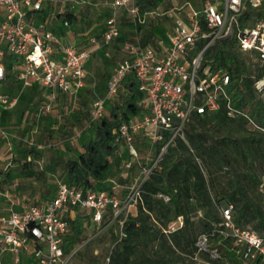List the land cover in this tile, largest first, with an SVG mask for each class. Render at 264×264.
Listing matches in <instances>:
<instances>
[{
    "label": "built area",
    "instance_id": "1",
    "mask_svg": "<svg viewBox=\"0 0 264 264\" xmlns=\"http://www.w3.org/2000/svg\"><path fill=\"white\" fill-rule=\"evenodd\" d=\"M77 4L75 18L81 15L86 0H0V111L13 109L17 103L15 96L1 90L10 74L22 85L37 83L51 91L40 112L52 109L55 91L67 97L84 93L89 61L122 35L113 12L99 34H87L76 25V33L86 37L83 45L69 40L73 29H68L71 20L66 14H72ZM111 7L124 8L133 22L138 19L135 0H114ZM168 14L170 25L160 36L155 29L151 42L142 44L136 33L122 39L125 59L114 67L106 94L97 96L93 104L96 120L104 114L107 102L125 91L127 78H133L143 94L140 114L116 129L123 176L136 172L130 184L117 191L119 184L113 180L104 188L88 189L58 181L51 195L33 196L27 204L20 203L19 193L0 186V264H25L26 258L28 264H68L71 254H64L63 244L70 232L69 219L83 211L90 217L89 224L99 228L117 223L121 230L127 216L142 204L144 184L160 168L168 148L178 138L187 143L185 126L193 115L223 109L228 117L248 116L247 110L238 106L243 77L233 79L227 67L220 65L216 45L233 41L231 51L248 67L243 56L251 59L252 87L264 103V74H258L264 72V0L187 1ZM249 124L257 128L251 120ZM0 135L6 136L1 128ZM258 189L264 195V178ZM155 197L166 203L170 200L166 193ZM232 209V205L221 203L222 221L210 233L197 236V251L218 260L217 247L210 246L211 237L218 233L230 240L237 264H264V234L236 225ZM182 225L183 217L178 216L164 231ZM199 264L216 263L199 260Z\"/></svg>",
    "mask_w": 264,
    "mask_h": 264
},
{
    "label": "trees",
    "instance_id": "2",
    "mask_svg": "<svg viewBox=\"0 0 264 264\" xmlns=\"http://www.w3.org/2000/svg\"><path fill=\"white\" fill-rule=\"evenodd\" d=\"M162 2L135 0L138 19L157 10ZM66 17L75 18L70 13ZM138 19L134 24L138 31H143L141 43L147 44L156 28H145V19L143 22ZM232 46L233 41L216 45L217 59L220 65L227 67L233 79L243 77L237 92L238 106L246 109L248 116L228 117L223 109L192 116L185 126L187 143L178 138L168 148L160 168L144 184L142 204L127 216L121 230L117 223L107 227L112 232L118 229L119 234L114 235L112 249L102 264H181L185 257L216 264L228 261L237 264L229 249L230 240L218 233L210 239V246L217 247L218 260L212 259L208 252H198L195 245L198 235L210 233L222 221L221 203L232 205L236 225L264 234V195L258 189L264 173L261 175L255 166L258 161L264 167V103L253 90L251 68L238 53L231 51ZM123 87L125 91L119 93L120 100L117 97L116 102L106 104L104 114L93 121L94 134L76 150L77 158L62 161V181L68 185L104 188L121 174L122 157L115 143L116 129L120 123L140 114L143 99L133 78L124 80ZM250 120L257 128L249 124ZM19 153L27 166L40 156L36 147H21ZM222 177L226 178L224 183L220 180ZM121 181L119 178V183ZM157 193L170 195L169 202L156 198ZM178 216L183 217L182 227L165 232ZM89 222V215L83 211H77L69 219L70 232L63 244L65 255L83 240Z\"/></svg>",
    "mask_w": 264,
    "mask_h": 264
},
{
    "label": "rangeland",
    "instance_id": "3",
    "mask_svg": "<svg viewBox=\"0 0 264 264\" xmlns=\"http://www.w3.org/2000/svg\"><path fill=\"white\" fill-rule=\"evenodd\" d=\"M86 1L87 5L81 10L83 20L81 16L71 18L68 29H75L79 23L85 33L98 34L102 31L101 25L115 12L123 38L129 39L135 33L140 38L143 36V31L137 30L132 16L124 8L112 10L111 3L114 0ZM187 1L194 3L196 0H163L157 10L144 16L145 28L155 27L157 36H160L163 28L171 23L168 13ZM76 12H79L78 4L72 9L73 15ZM243 58L253 69L251 59L246 55ZM124 59L122 39L105 45L94 54L88 65L89 75L84 93L78 97L57 95L55 105L48 113L37 109L49 101L51 91L37 88L33 83L27 86L16 85L14 96L17 103L14 110L0 112V121L6 123H0L6 133V136L0 135V186L9 188L13 194L19 193V198L23 199L20 203H29L33 196H49L55 191L56 183L63 180L62 161L77 158L76 150L80 149L85 139L93 136V104L97 96L103 97L106 94L107 82L114 67ZM116 100L108 101L107 104L111 105ZM24 146L36 147L40 152V156L30 166H27L19 153V149ZM255 166L262 175V164L256 161ZM135 174L133 172L125 177L122 171L113 179L119 184L116 190H125L130 184L131 176ZM119 178H122L120 183ZM225 179L222 177L220 180L224 183ZM221 197L219 195L218 199ZM192 215L194 216V212ZM119 230L114 228L112 232L102 225L97 228L94 224H88L83 240L70 253L68 264H102L104 257L112 249L114 235H118ZM181 264H199V260L185 257Z\"/></svg>",
    "mask_w": 264,
    "mask_h": 264
},
{
    "label": "crops",
    "instance_id": "4",
    "mask_svg": "<svg viewBox=\"0 0 264 264\" xmlns=\"http://www.w3.org/2000/svg\"><path fill=\"white\" fill-rule=\"evenodd\" d=\"M113 10V9H112ZM81 16V18H82V20H83V17H82V14L80 15ZM100 28H102V30H103V26L101 25V27ZM76 29H73V31H70L69 32V35L67 36V38L69 39V40H72L73 42H75L77 45H79V46H81V45H83V41H84V39L86 38L85 36H83V35H80V34H77L76 33V31H75ZM99 33H101V31L99 32ZM98 33V34H99ZM101 50V49H100ZM100 50H98V51H100ZM97 51V52H98ZM96 52V53H97ZM91 61V60H90ZM90 61H89V63H90ZM89 63H88V65H89ZM17 84H21V83H19L17 80H15L13 77H8L7 79H6V81H5V83L2 85V87H1V90L2 91H5V92H7V93H10L11 95H13L14 96V94H15V89H16V85ZM34 85H37V88H40L41 86L39 85V84H37V83H33ZM41 88H43V87H41ZM43 89H45V88H43ZM46 90V89H45ZM49 91V90H48ZM63 95L62 93H60V92H57V94H56V96H55V100L53 101V103H52V108H53V106L55 105V102H56V98H57V95ZM64 97H67L66 95H63ZM41 106V105H40ZM40 106H38V109H39V107ZM37 109V110H38ZM9 110H14V108L13 109H9ZM9 110H4V111H9ZM3 111V109L0 111V112H2ZM0 123L2 124V125H5L6 123H4V122H1L0 121ZM0 128H1V126H0ZM2 129V128H1ZM25 264H28L30 261L26 258L25 260Z\"/></svg>",
    "mask_w": 264,
    "mask_h": 264
}]
</instances>
